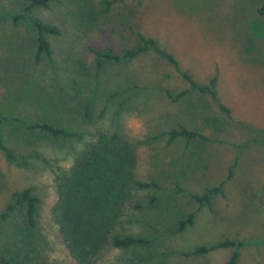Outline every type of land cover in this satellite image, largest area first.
Returning <instances> with one entry per match:
<instances>
[{
  "label": "rangeland",
  "instance_id": "rangeland-1",
  "mask_svg": "<svg viewBox=\"0 0 264 264\" xmlns=\"http://www.w3.org/2000/svg\"><path fill=\"white\" fill-rule=\"evenodd\" d=\"M79 1L54 0L48 8L25 11L28 19H0V115L48 121L82 133L79 141H54L39 133L24 138L19 129L4 128L5 144L16 147L18 162L23 158L26 165L9 162L0 152V215L13 191L31 188L41 204L34 227L21 208L0 221L2 254L80 264L62 241L52 212L57 201L54 175L44 160L68 169L98 130L119 129L136 147L135 175L160 187L134 194L139 200L155 194L154 207L134 211L132 219L126 212L121 217V225L148 235L151 244L106 248L91 264H224L230 249L202 256L185 253L226 238L242 244L237 264H264V16L256 11L264 0H124L98 17L100 28L79 26L74 14ZM87 1L95 12L100 10L101 0ZM28 5L26 0H0L11 14ZM31 19L59 31L46 35L51 54L37 62ZM136 32L174 53L181 68L200 81L216 75L217 94L229 115L196 93L172 103L160 89L176 94L186 83L171 66L148 55L127 68L108 66L96 75L89 47L119 51L135 44ZM86 102H91V121L80 113ZM179 124L209 141L169 144L161 134ZM230 170L224 195L175 233L177 218L198 209L176 193V186L202 194L224 181Z\"/></svg>",
  "mask_w": 264,
  "mask_h": 264
},
{
  "label": "trees",
  "instance_id": "trees-1",
  "mask_svg": "<svg viewBox=\"0 0 264 264\" xmlns=\"http://www.w3.org/2000/svg\"><path fill=\"white\" fill-rule=\"evenodd\" d=\"M29 5L20 12L9 11L0 7V19L14 21L28 19L24 12L33 7L48 8L54 0H26ZM124 0H101L100 10L94 11L93 4L87 0H80L77 3L75 16L79 26L92 28L99 25V16H105L115 6L122 5ZM257 13L264 16V4L257 8ZM35 31L34 43L36 44L35 61H39L42 55H50V43L46 39L47 34H56L58 29L41 20L31 19ZM104 23V21H101ZM94 55L92 66L96 75L108 66L123 64L124 68L130 62L151 56L161 61L176 72L186 83V87L172 94L167 89H160L172 103L185 99L190 94L196 93L207 97L222 114L229 115V109L225 106L217 94L218 78L210 76L207 82L200 81L186 68L182 69L179 60L174 53L162 47L158 41L150 36L136 32V42L131 47L115 50L112 46L105 49L89 47ZM117 95V94H113ZM112 95V96H113ZM80 113L83 119L91 121L94 118L91 109V102L82 105ZM19 129L22 136L30 137L31 134H43L54 141L63 139L80 140L82 133L68 127H61L48 121H30L13 115H0V152L10 162H18L16 147L5 144L3 132L5 127ZM165 136L170 144L175 140H183L186 144L198 141L208 142L209 138L197 130L188 129L179 124L169 128L161 134ZM22 158L19 165H26ZM51 168L54 175L53 183L57 194V201L52 209L58 223V229L66 249L80 264H91L101 256L106 248L121 250H132L137 247H146L151 244L147 235H136L127 227L121 225L124 212L128 218L135 217L136 210L143 207H154L158 197L148 193L143 200L134 196L135 193L149 190H159V185L154 180L141 181L135 175L136 147L132 141L124 136L121 130H98L92 135L82 152L76 155L72 165L68 169L60 166ZM231 177V170L226 179L216 186L206 188L202 194H196L183 187L176 186V193H181L197 205V211L181 214L175 223V233L183 232L194 222L195 215L202 207L211 206L213 199L223 196V187ZM11 202L6 206L0 215V221L4 220L12 211L17 208L24 210L26 221L29 226L34 227L37 211L41 200L38 195L32 192L31 188L21 191H13ZM131 219L129 220L130 223ZM124 227V228H123ZM151 227V226H150ZM241 243L231 239H223L217 242L202 244L185 253L186 256H202L212 252L230 249L231 255L224 264H237L239 259ZM0 264H54L46 260H33L27 256L19 259L5 257L0 249Z\"/></svg>",
  "mask_w": 264,
  "mask_h": 264
}]
</instances>
